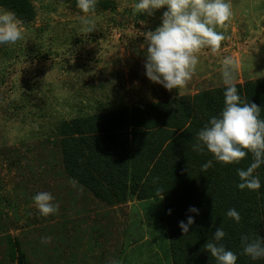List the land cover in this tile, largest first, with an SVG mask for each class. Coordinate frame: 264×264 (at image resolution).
Instances as JSON below:
<instances>
[{
    "label": "rangeland",
    "instance_id": "obj_1",
    "mask_svg": "<svg viewBox=\"0 0 264 264\" xmlns=\"http://www.w3.org/2000/svg\"><path fill=\"white\" fill-rule=\"evenodd\" d=\"M112 1L114 13L97 3L89 14L93 35L83 32L77 0H39L35 18L21 21L24 40L0 46V264H175L164 198L116 204L96 198L66 170L58 127L225 86L229 57L235 83L264 77V0H230L232 16L217 29L225 37L220 49L201 50L191 80L171 92L145 76L140 49L143 32L159 26L166 9L136 15L135 0ZM42 191L53 195L56 214L39 215L32 198ZM11 239L19 243L14 261Z\"/></svg>",
    "mask_w": 264,
    "mask_h": 264
},
{
    "label": "trees",
    "instance_id": "obj_2",
    "mask_svg": "<svg viewBox=\"0 0 264 264\" xmlns=\"http://www.w3.org/2000/svg\"><path fill=\"white\" fill-rule=\"evenodd\" d=\"M37 1L0 0V6L29 23L35 18ZM98 3L103 13H114L117 7L112 0ZM110 20L116 23L114 18ZM236 85L242 101L260 107V118L264 119V77ZM224 90L225 86H219L195 96L116 107L63 120L58 127L66 170L99 200L109 204L127 198L150 201L159 199L163 189V211L175 264H216L204 245L217 227L225 230L222 243L237 253V264H264V260L252 261L242 255L240 242L241 235L253 239L264 236V165L255 173L260 190H240L237 170L247 169L253 160L251 153L238 164H224L216 162L210 152L192 147L199 130L222 110ZM8 105L15 110L14 103ZM208 160L213 166L205 171L202 165ZM190 206L197 207L199 215L188 212ZM231 208L240 213L239 224L227 217ZM189 215L195 223L183 234L179 222H187ZM18 247V241L11 239L10 261L18 258Z\"/></svg>",
    "mask_w": 264,
    "mask_h": 264
},
{
    "label": "clouds",
    "instance_id": "obj_3",
    "mask_svg": "<svg viewBox=\"0 0 264 264\" xmlns=\"http://www.w3.org/2000/svg\"><path fill=\"white\" fill-rule=\"evenodd\" d=\"M98 0H77V7L85 15L80 18L83 32L90 34L96 30L95 21L89 15ZM166 9L161 23L155 29L143 32L144 41L140 49L144 56L145 76L150 82L163 86L171 92L184 88L191 80L199 64V53L209 49L216 53L224 40L223 27L232 16L230 0H135L132 12L136 15L147 13L154 15L157 10ZM24 40L22 22L15 14L0 9V46H15ZM236 63L232 58L223 61L222 82L225 85L223 108L218 115L212 116L199 130L197 143L193 150L210 152L216 162L238 164L249 153L253 160L247 169H238L240 190L259 191L261 182L256 170L264 165V119L260 118V107L255 103L242 101L236 80ZM213 166L208 160L203 170ZM162 190L159 191L162 200ZM33 202L40 216L48 217L59 211L58 204L50 192H39L33 196ZM169 209V214H171ZM199 209L190 206L188 212L199 215ZM227 217L239 224L240 213L231 208ZM195 223L193 216L187 222L180 221L183 234H188ZM226 232L217 227L211 241L204 249L215 259L216 264H237V253L227 249L222 241ZM242 255L252 261L264 260V236L240 237Z\"/></svg>",
    "mask_w": 264,
    "mask_h": 264
}]
</instances>
